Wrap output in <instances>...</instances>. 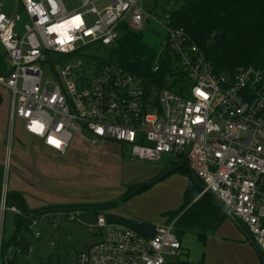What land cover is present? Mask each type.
I'll return each instance as SVG.
<instances>
[{
	"label": "built area",
	"instance_id": "1",
	"mask_svg": "<svg viewBox=\"0 0 264 264\" xmlns=\"http://www.w3.org/2000/svg\"><path fill=\"white\" fill-rule=\"evenodd\" d=\"M139 2L0 0V44L6 50L0 86L12 95L11 127L21 120L28 134L61 156L78 135L91 145L105 140L126 145L130 160L156 162L170 155L197 175L202 194L213 193L264 253V70L241 66L217 74L184 27L152 15ZM150 19L167 30L152 68L165 70L162 86L110 61L122 29L140 33ZM101 47L108 48V57L86 52ZM46 73L51 78L45 79ZM182 75L180 93L170 86ZM10 162L6 144L0 264L23 252L22 245H11L1 255L6 213L23 215L7 204ZM48 214L32 218L24 237L40 238L35 227ZM67 214L76 219L80 213ZM175 222L152 224L155 231L148 235L99 214L89 225L98 240L79 253L76 264H182L176 259L183 246Z\"/></svg>",
	"mask_w": 264,
	"mask_h": 264
},
{
	"label": "rangeland",
	"instance_id": "2",
	"mask_svg": "<svg viewBox=\"0 0 264 264\" xmlns=\"http://www.w3.org/2000/svg\"><path fill=\"white\" fill-rule=\"evenodd\" d=\"M182 3L183 0H140L139 5L171 24L165 16ZM72 5L75 4L69 3L68 7ZM140 34L159 51L165 46L167 30L153 19ZM86 52L96 57L109 56L106 47L90 48ZM5 55L6 50L0 44V61ZM73 62L74 59L66 61ZM47 78L51 75L46 73ZM11 101V92L0 86V136L5 135V138L0 137V166L5 159L3 145L7 143L11 147L9 187L23 192L27 205L34 210L44 207L45 203L62 205L64 209L74 208L72 211L75 212L85 208L76 219H70L65 210L41 218L35 229L40 230L42 236L36 238L34 234H27L33 251L19 253L15 264H76L79 253L98 240L89 225L97 222L99 212L85 205L119 202L125 189L157 179L175 160L170 155H164L156 162L130 160L127 159L130 155L128 146L117 141H102L93 146L81 141L80 135L74 137L68 155L42 157L39 149L44 147L25 131L21 120L17 119L11 127ZM4 121L6 125L2 124ZM187 184L185 174L170 173L144 193L124 200L117 209H127L132 215L128 217L150 224L166 223L169 216L165 212L182 205ZM48 187L51 194L45 191ZM228 220L218 230L208 232L206 242L199 239L198 230H185L180 235L183 254L176 259L179 258L182 264H262L257 249L244 232L230 217ZM4 228V237L8 239L14 231L10 212L6 213Z\"/></svg>",
	"mask_w": 264,
	"mask_h": 264
},
{
	"label": "trees",
	"instance_id": "3",
	"mask_svg": "<svg viewBox=\"0 0 264 264\" xmlns=\"http://www.w3.org/2000/svg\"><path fill=\"white\" fill-rule=\"evenodd\" d=\"M168 15L171 25L184 27L190 33L217 74L232 73L241 66L264 70V0H183L182 5ZM158 52L157 48L143 40L140 33L123 28L118 46L111 51L110 61L151 82L157 81L162 86L166 81L165 70L159 73L152 71ZM179 80L176 83L174 81L170 87L183 93L181 82L186 80V77L182 75ZM169 169H173L171 174L178 172L188 176V184L182 205L165 212L166 216H169L167 222L176 218L175 229L179 235L182 236L185 230H198L199 239L206 242L207 233L218 230L229 219V215L213 193L202 194L203 182L201 180L197 182L193 172L184 163L173 162ZM1 171L2 166H0V174ZM164 178L158 177L155 182L131 186L122 198L128 199L144 193L153 183ZM131 192L133 194L129 196ZM7 204L18 206L23 211V215L12 214L14 231L8 239L4 237L2 240L3 258L11 245H22V251L26 252L30 242L24 237V232L28 230L32 218L50 212H59L61 209L70 211L63 206L47 207L48 210L43 212L30 209L24 195L11 189ZM100 205H92V207L99 212ZM113 205V202L105 204L109 208ZM20 237L22 239L19 240ZM257 250L262 259L261 263L264 264V253L258 248ZM17 256L18 254L9 260L8 264H15Z\"/></svg>",
	"mask_w": 264,
	"mask_h": 264
},
{
	"label": "crops",
	"instance_id": "4",
	"mask_svg": "<svg viewBox=\"0 0 264 264\" xmlns=\"http://www.w3.org/2000/svg\"><path fill=\"white\" fill-rule=\"evenodd\" d=\"M9 119H10V112H9ZM3 125H6V123H5V121L2 123ZM3 129H4V127H3ZM0 137H2V138H5V135L3 136H0ZM31 137H33V138H35L36 140H38L41 144H42V142H41V140L40 139H38V138H36V137H34V136H32L31 135ZM78 138L79 139H81V141H86V139H84L83 137L82 138H80L79 136H78ZM105 141H110V140H105ZM87 142V141H86ZM87 143H89V142H87ZM6 144L7 143H5L4 145H3V149H4V152H5V150H6ZM89 145H91L90 143H89ZM42 146H43V144H42ZM93 146H97V145H93ZM44 147V146H43ZM39 154L40 155H42V157H45L44 155H49V156H51V157H57V155L58 154H56L55 152H52L51 150H49V149H47L46 147H44V148H40L39 149ZM66 155H68V153L66 154ZM59 156H61V155H59ZM129 157H127V159H128ZM0 160H2L1 158H0ZM2 162V161H1ZM3 163V162H2ZM40 176H44L43 174H40ZM42 178V177H41ZM32 187H34V185L32 184L31 185ZM40 186H42V185H40ZM11 189V188H10ZM11 190H16V189H11ZM42 191H43V189H41ZM45 191H47L49 194H51L50 193V191H51V189L48 187V189L46 190L45 189ZM127 191V189H125V192ZM20 192V191H19ZM124 192V193H125ZM22 194H23V192H21ZM53 194V193H52ZM67 194V193H66ZM24 195V194H23ZM63 195V194H62ZM68 196V195H67ZM123 196V195H122ZM130 196V195H129ZM25 197V196H24ZM66 197V196H65ZM123 199V198H122ZM26 200V199H25ZM124 200H126V198L124 199ZM106 203H110V202H106ZM105 202H99V203H97V204H101L100 206H101V208H100V211H99V213H98V215L99 214H114V215H119V216H132L131 214H130V212L129 211H127V209H121V210H119V209H117V206L119 205V204H114L113 205V207H111V208H109V207H107V206H105V204H106ZM112 203V202H111ZM123 203V202H122ZM97 204H86L85 206H87V205H89V206H87V207H90V206H92V205H97ZM51 206H59V207H61L62 205H58V204H52V203H45V206L44 207H41V208H39V209H36V210H41L42 212L43 211H47L48 209H46L47 207H51ZM103 206H105V207H103ZM29 207V206H28ZM30 208V207H29ZM45 208V209H44ZM90 208H93V207H90ZM30 209H32V208H30ZM76 209V208H75ZM85 208H79V209H77L76 210V212H79L80 214H82L83 213V210H84ZM34 210V209H33ZM62 210V209H61ZM69 210L70 211H72V210H74V208H69ZM50 213H53V212H50ZM48 214L47 216H52L51 214ZM12 214V213H11ZM79 214V215H80ZM97 215V216H98ZM228 221L229 220H227L224 224L226 225L227 223H228ZM241 230H242V228H240ZM244 230V229H243ZM242 230V231H243ZM244 232V231H243ZM246 232V231H245ZM244 232V234L247 236L248 235V233L246 234ZM247 238L249 239V241L251 242V244L253 245V243H252V241H251V239H250V237H248L247 236ZM254 246V245H253ZM255 247V246H254ZM256 248V247H255ZM257 249V248H256ZM258 251V250H257ZM259 253V252H258ZM260 255V254H259Z\"/></svg>",
	"mask_w": 264,
	"mask_h": 264
},
{
	"label": "water",
	"instance_id": "5",
	"mask_svg": "<svg viewBox=\"0 0 264 264\" xmlns=\"http://www.w3.org/2000/svg\"><path fill=\"white\" fill-rule=\"evenodd\" d=\"M173 169H168L167 171H165L163 174H161L159 176V178H164L166 177L168 174H170L172 172ZM193 175L195 177V180L197 182H199V178L197 177V175L193 172ZM155 180H152L151 182H155ZM133 194V192L130 193V196ZM124 201V199L120 200L119 202H116L114 204H121ZM220 205L222 208H224V210L228 213L227 209L225 208V206L220 202ZM229 217L240 227L242 228V230L244 229L243 226L239 223V221L230 213H228ZM106 216L110 219H114V220H118V221H122L125 222L127 224H129L130 226L142 231L143 233H146L148 235H153L154 231H155V226L148 223V222H144L142 220H138L135 218H131V217H127V216H119V215H114V214H106ZM245 232V230H243ZM246 233V232H245ZM247 234V233H246ZM249 237V235H247ZM253 245L256 247V245L254 244V242L252 241ZM257 248V247H256Z\"/></svg>",
	"mask_w": 264,
	"mask_h": 264
},
{
	"label": "snow or ice",
	"instance_id": "6",
	"mask_svg": "<svg viewBox=\"0 0 264 264\" xmlns=\"http://www.w3.org/2000/svg\"><path fill=\"white\" fill-rule=\"evenodd\" d=\"M78 19V18H77Z\"/></svg>",
	"mask_w": 264,
	"mask_h": 264
}]
</instances>
